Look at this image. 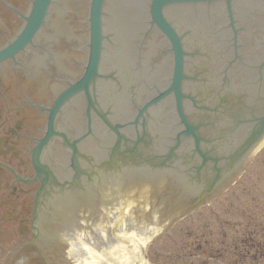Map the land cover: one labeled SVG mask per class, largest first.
<instances>
[{"label":"flooded vegetation","instance_id":"af4514ba","mask_svg":"<svg viewBox=\"0 0 264 264\" xmlns=\"http://www.w3.org/2000/svg\"><path fill=\"white\" fill-rule=\"evenodd\" d=\"M53 1L30 43L0 61V264H69L66 182L91 179L85 171L74 175L66 150L73 134L100 123L99 82L66 99L84 74L87 17L75 18L66 0ZM32 2L0 0V50L22 31ZM90 139L91 152H100L102 140Z\"/></svg>","mask_w":264,"mask_h":264},{"label":"rangeland","instance_id":"374dc122","mask_svg":"<svg viewBox=\"0 0 264 264\" xmlns=\"http://www.w3.org/2000/svg\"><path fill=\"white\" fill-rule=\"evenodd\" d=\"M215 199L148 244L147 264H264V250L248 246L264 245V145Z\"/></svg>","mask_w":264,"mask_h":264},{"label":"water","instance_id":"95a60500","mask_svg":"<svg viewBox=\"0 0 264 264\" xmlns=\"http://www.w3.org/2000/svg\"><path fill=\"white\" fill-rule=\"evenodd\" d=\"M78 1L79 0H70V5L76 4ZM133 1L134 0H121L119 2L118 6H120V7L123 6L124 7L123 11H126V9H128L127 4H129L132 6V13L139 14L141 6L139 4L135 5V3H132ZM97 4H98V2H97ZM43 7H44V4H41L40 8L38 10L39 15L41 14ZM241 8L242 9L238 10L239 11V13H238L239 22L245 29L244 34L242 35V37H240L241 38V45H242V55H244L245 61H250V60H254L258 54H260L262 51H264V9L261 7H257L255 5H247V4ZM202 12L204 13V11H202ZM128 14H130V13H128ZM178 14H179L178 9H175L173 11L170 10L166 15H167L168 19H170L173 23H175V19H176V16H178ZM201 16L204 17V14H202ZM192 21H190V25H194V27H197L198 31L201 33H204V35L206 36V31H204L206 29V25H204L203 19L201 17H193ZM136 23H138V22H136ZM136 23L132 24V23L128 22L127 25H125V27H127V28L131 27V29H133V34L137 35L138 33H137L136 29L140 30V26L137 27L139 23L138 24H136ZM198 23H200V24H198ZM29 33L30 32H28L26 36H28ZM125 38L127 40V43H129L132 46L136 45L139 42V41L138 42L133 41L132 35L129 34L128 32L126 33ZM213 42L216 46H219L222 44V43H220L219 39H216V38H215V40L213 39ZM127 43H126V47H127ZM123 46H124V44H123ZM121 47H122V45L119 48H121ZM219 48H221V47H219ZM142 51H144V49H142ZM150 52L152 54H154L155 50H153V52L152 51H150ZM261 55L264 56V52L261 53ZM154 57H155V54H154ZM157 58H158V56H157ZM121 59L122 60H118V62H116V61L108 62V66H112L109 69L110 71H114L113 70L114 68L117 69V66L118 67L120 66V68H121L120 70L123 72L122 74L120 73V75L118 74V81L115 80V83L116 82H118V83L122 82L121 78L125 74L128 84L137 85L140 83L139 81L145 80L152 73V68L150 67V64H148V67L143 70L144 75H140L142 72H140V70L138 68V64L136 62L132 63L133 66L124 65L127 62V56L124 55L121 57ZM152 59L154 60V58H152ZM152 59L150 58L149 63H151L153 61ZM245 66H246V63H245ZM136 69L139 71V73ZM245 69H247V68L245 67ZM126 71L129 73L130 76H128ZM117 72L118 71L116 70V72L114 74H117ZM245 73L246 72H243V74H241V76H244ZM159 75H160V77L164 78V75L162 74V72H160V70H159ZM239 76H240L239 73H236L235 77H234V75H232L231 82L232 81L237 82V84H238V82H241V78ZM238 80H240V81H238ZM127 90H128L127 87H125L123 89V91H125V92ZM122 101L124 103L125 99H122ZM257 151L251 156L248 163L251 161V159L257 153ZM248 163H247V165H248ZM245 167H244V169H245ZM239 175L235 176L232 180H230L231 181L230 184H232L237 179V177ZM120 181L121 180H119V179L117 181L118 189L120 186V184H119ZM108 183L110 184L111 182H108ZM163 184L164 183H161L160 185H163ZM125 188L126 187H124V189L122 191L117 190V192L122 199H125L126 202L132 201V198L137 201V199H139L140 196H141V198H143L142 193H139V195L141 194L140 196L139 195H133L132 193L134 191L126 190ZM110 194H111V191L109 188H107L105 190V195L108 197V196H110ZM216 196L217 195L212 197V199H215ZM121 198L118 199L119 208H117L118 207L117 206L115 209L112 210V212L109 211L110 217H108L106 219L107 226L104 227L103 229L102 228L99 229L100 232L97 233V235H99V238H101L102 240H105L108 236L107 232L109 233L112 231V235L115 236V238H117V239L119 238L120 241H117L119 243L111 242L108 245H106V248L101 250L102 252L99 251V253L92 251L90 249L91 247H90L89 243H87L85 241L86 240L85 237H86L87 233L90 232L89 229H86V230L82 229V230L78 231L77 233H75V236H73L74 239L71 241V239H72V237H71V239L69 240V243L74 250H76L77 247L80 249H84L88 258L90 257L89 255H92L93 256L92 259L95 260L93 262V261H91L92 259L91 260L85 259V260H83L82 264H94L95 262H103V260L108 262V261L112 260L113 258L117 257L118 255H120L122 253L129 252V251L136 250V249H140V248L146 246V243L148 242V240L151 239V237H153L156 233L157 234L152 238V240L149 241L148 244L152 243L166 229H168L172 224H174L176 221H178L177 219H174L176 217L173 215L175 212V209L171 210L172 207H165L164 205H161V204H154V205H151L150 207H145L147 209L145 216L142 215L143 219L141 217L137 219V215L139 214V210L141 211L144 208L135 207V208L131 209V207L128 205L123 206L122 203H124V202L122 201ZM108 199H109V197H108ZM129 204H131V203H129ZM162 204H165V203H162ZM124 205H125V203H124ZM103 208H105V207H103ZM135 210H138V211L136 212ZM189 213L190 212H188V214ZM171 217H173V218L170 219ZM146 218L150 219L149 225L147 222L148 220ZM168 219H170V221H167ZM101 222H102V220H101ZM101 226L102 225H100V227ZM143 231H146L147 235ZM113 232H115V233L113 234ZM136 232H141V233H136ZM118 234L120 235V237L118 236ZM84 241L88 244V246L85 245ZM80 245H81V247H79ZM102 256H104L103 257L104 259L101 258Z\"/></svg>","mask_w":264,"mask_h":264},{"label":"bare ground","instance_id":"6f19581e","mask_svg":"<svg viewBox=\"0 0 264 264\" xmlns=\"http://www.w3.org/2000/svg\"><path fill=\"white\" fill-rule=\"evenodd\" d=\"M145 247V246H144ZM132 250L122 253L112 260L108 261V264H145L142 258L143 248Z\"/></svg>","mask_w":264,"mask_h":264}]
</instances>
